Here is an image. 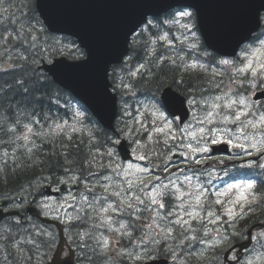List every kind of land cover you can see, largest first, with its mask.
Masks as SVG:
<instances>
[{
	"label": "snow or ice",
	"instance_id": "6c2138e0",
	"mask_svg": "<svg viewBox=\"0 0 264 264\" xmlns=\"http://www.w3.org/2000/svg\"><path fill=\"white\" fill-rule=\"evenodd\" d=\"M3 3L4 0H0V6ZM190 7L186 5L177 15L184 21L182 25L184 30L195 37L194 14L188 10ZM3 12L7 13L8 9L3 8ZM22 15L23 20H9V24L15 25L12 28L4 26L3 17L0 16V48L8 52L9 60L13 59L12 51H17L18 55L15 59L21 61L19 65H11L13 70L21 71L24 76L35 73L41 61L47 59L49 63H52L54 56L65 57L66 50L74 56L88 59L79 45L73 44L67 47L56 40L42 41L41 35H46V31L41 26V22L27 13ZM260 20L261 17L257 13L255 17L247 20L228 18L221 21V27L226 33L250 25L248 33L237 41V46L251 40L253 34L260 44V47L254 48L251 52L247 48L241 49L240 65L242 66L237 65L233 60L221 58L215 61L218 67L213 71L208 61L185 62L182 65L184 70L201 73L207 87L192 86L187 89L189 94L183 98L169 95L162 101L146 106L144 119H148L149 116L155 118L150 121V126L145 125L144 119H141L136 121L140 126L139 129L135 126L127 129L129 135L139 131L144 136L143 142L133 140V144L136 145L133 152L137 153L134 159L144 162V166L134 163L113 166L111 159L107 164L99 163L100 172H88V176L95 177L97 181L95 185L89 187L91 181L88 180V176H81L76 169L80 168L81 172L85 169L91 170L98 163L97 156L101 153L100 146L93 147L94 142L97 141L94 132L87 133V141L77 139L86 133L84 127H78L84 123L83 114L80 111H74L71 122L68 119H52L45 115L43 120L50 121L47 124H41V120L36 118L38 114H29V122L22 125L25 131L18 135L17 139L30 141V136L35 135L50 138L47 142L54 146L58 143L61 151L59 153L53 151L52 155L63 158L60 167L63 168L65 175L62 178L57 177V183L76 185L78 190L77 195L69 189L68 195L61 200L52 201L50 197L44 196L43 200L37 202L41 213L48 219L61 220L70 225L78 224L85 217L98 219L101 223L107 224L109 230L120 232L122 236L129 239H132L133 233L137 230L136 221H140L141 235L137 237L139 251L128 252L126 255L141 264H147L149 260L155 261L162 252L170 255L173 264H187L175 247L167 245L169 240H175L178 236L182 243L192 241L204 245V248L196 253L198 260L203 257L209 264L212 262L228 264L229 260L235 261L236 264H243L234 254L232 241L247 231L246 228L238 230L241 221H245L258 211L264 214V184L258 189L253 180L257 173L244 172L243 182L225 181L224 187L214 192L210 191V188L212 180L228 175V166L220 167L225 161H239L238 165H233L238 169L264 170V162H262L264 161V102H260L259 97L253 99L257 92L264 95V28L256 32V29L261 27ZM177 22L174 16L164 23L171 26ZM139 23L144 24L145 19L141 18ZM146 23L151 25L153 22L147 20ZM80 24L97 36L106 38L88 22ZM159 38L168 40L167 35ZM188 47L194 50L197 45L193 41ZM128 59L130 60L131 57ZM165 59L175 63L172 57H157L152 62L153 66L158 67L164 63ZM124 64L128 69L126 72L128 77H139L144 80L147 74L151 73V68L146 63H138L133 67L128 60H125ZM52 70L49 69V71ZM209 73H211L210 77ZM16 84L19 86L17 90L25 94H32L39 89L49 87L47 77L42 73L38 74L34 81L22 77L16 81ZM117 87L123 93L135 95V85L131 82L125 83L123 78L120 79ZM209 89H219V92L214 95L211 93L205 95L204 93ZM103 95L106 99H111L106 90ZM51 99L57 105L61 103L58 93ZM124 103L127 104V101ZM185 103L189 106L192 115V119L188 122L181 120L172 112L174 107L182 108ZM166 112L172 114L173 118L169 119ZM125 115H131V113L125 111ZM35 124H40L41 128L47 127L48 130L34 131ZM9 131L16 132L17 129L10 128ZM153 131L155 135L148 134ZM109 142L119 144L120 140L118 137L114 140L109 137L105 144ZM30 143L35 146L34 142L30 141ZM85 149H88L86 153ZM27 151L31 153L33 148L28 147ZM217 152L224 155H216ZM82 153L84 154L81 155ZM4 155L7 156L8 153L5 152ZM102 155L109 158L113 156L110 146ZM173 157L182 159L177 162L173 160ZM210 161L215 163H209ZM149 164L151 167L148 166ZM106 169H110V172L105 171ZM160 171L168 175L163 177L156 175ZM181 173L183 179L180 177ZM114 176H118L121 182H116ZM51 179V177L45 178L41 186L50 183ZM230 179L236 180V177H230ZM193 180L197 183L193 184ZM81 183L85 185L83 191H79ZM96 187L103 189L101 195L96 194ZM55 191L59 192L60 189L57 188ZM85 193H92V195ZM41 195L44 194L41 193ZM108 197L115 199L109 200ZM77 200L80 206L73 203ZM173 201L178 203L173 204ZM13 203L17 209L22 206V202L13 201ZM97 204L100 205L99 208ZM105 204L107 207L104 206ZM69 208L73 210L72 214L67 213ZM125 209L131 210L128 212L130 219L127 222L112 219L113 215L123 216ZM81 212L85 215L81 216ZM93 212L98 215L92 217ZM142 213H148V216L145 217ZM165 221L166 223H162ZM15 223L19 226L15 233L9 228L7 235L0 234V241H5L4 251L8 253L5 259L7 260L10 256V264H31L33 255L29 253L55 243L56 237L52 232L41 230L36 226L29 231L22 223L21 217H16ZM113 223L118 224L116 229H112ZM209 225L213 227L209 228ZM96 226L99 227V225ZM77 235L90 236L101 252H107L112 243L110 239L96 238L89 232L77 233ZM248 239H264V232L258 233L256 237L248 233ZM162 243L163 248H161ZM188 247L190 246L185 245V248ZM92 250L95 252L97 248L94 247ZM195 252L196 250L192 249L187 252V255L192 257ZM222 253L229 254L221 260ZM247 264H252V261L249 260Z\"/></svg>",
	"mask_w": 264,
	"mask_h": 264
},
{
	"label": "water",
	"instance_id": "95a60500",
	"mask_svg": "<svg viewBox=\"0 0 264 264\" xmlns=\"http://www.w3.org/2000/svg\"><path fill=\"white\" fill-rule=\"evenodd\" d=\"M186 5L196 12L205 44L221 55H233L240 46L237 41L250 27L245 25L226 33L221 21L228 18L247 20L264 12V0H38L36 9L47 27L72 33L88 57L78 63L58 60L46 70L55 82L72 92L110 129L116 114L115 98L108 94L111 97L108 100L103 95L105 90L108 93L110 65L119 63L127 53L129 37L142 25L141 18L146 21L148 16H158ZM81 22L93 25L106 38L97 36ZM169 95L175 94L165 90L162 99ZM172 112L182 115L186 113L185 106H176ZM118 148L122 157L127 158L124 143Z\"/></svg>",
	"mask_w": 264,
	"mask_h": 264
},
{
	"label": "trees",
	"instance_id": "16d2710c",
	"mask_svg": "<svg viewBox=\"0 0 264 264\" xmlns=\"http://www.w3.org/2000/svg\"><path fill=\"white\" fill-rule=\"evenodd\" d=\"M29 11L30 8L25 10L26 13ZM22 12L25 13L24 11H21V13ZM3 25L9 28L15 27V25L9 24L8 20L3 21ZM17 55L18 52L14 51L12 57L13 62L19 65L21 61L15 59ZM142 57L146 58L144 53ZM1 60H4V58H0V61ZM175 65L176 64L167 62L158 67L147 64V66L151 68V73L147 74V81L140 82V80H138L136 84L146 89V91L150 90L154 92L158 91L162 86L170 85L185 96L189 94L187 89L192 86H207L201 73H179L180 71ZM40 73L41 72L37 71V69L35 73H28L27 76H24L19 70L0 72V144H14L8 123H17V121L23 122L31 113L44 115L46 113H57L59 111L57 104L52 102L51 97H54L58 93L61 95L59 99L62 101L64 95L61 94V90L58 89L45 74L42 73L47 77L49 87L39 89L32 94H25L17 90L19 86L16 84V81L18 79L23 77L26 80L31 79L34 81ZM178 74L181 76L180 83L176 82ZM38 97L39 99H37ZM97 136L102 140L101 142L104 143L105 139L108 140L109 135L103 132ZM83 137L85 136L83 135L77 139ZM46 144L47 145H43V147L31 153L21 149L17 152V155H14L13 158L4 165V170L0 172V194L13 193L14 191L25 192L32 189L37 181H41L47 177L53 179L57 177V175L64 173L63 168L60 167V164L63 163V158L58 155H52L53 151L56 153L61 151L59 144L57 143L55 146L50 143ZM98 144L99 143H94L93 147ZM101 147L102 146H100V149ZM87 151L88 149H85V153ZM73 154H75V149H73ZM83 154L84 153L81 155ZM76 171L81 176H87L88 174V172H81L80 168H77ZM38 178L41 179L37 180ZM2 179H6L7 182H2Z\"/></svg>",
	"mask_w": 264,
	"mask_h": 264
},
{
	"label": "rangeland",
	"instance_id": "374dc122",
	"mask_svg": "<svg viewBox=\"0 0 264 264\" xmlns=\"http://www.w3.org/2000/svg\"><path fill=\"white\" fill-rule=\"evenodd\" d=\"M30 2H31L30 0H4L3 5L0 6V16L3 17V20L6 19V18H11V20H13V21H19L21 19V16H22L21 11H24L25 12V10H27V8H29ZM3 8H7L8 9V12L7 13L3 12ZM179 12L180 11L176 12L173 15V17L174 16L176 17V19H177L178 22L175 23V24H173V25H171V26H175V28L172 31V35L176 38V41L179 44H184V45L188 46L193 41H195V43H196V39H197L196 36L193 37L191 33L186 32L184 30V28L182 27L184 21L179 19L178 15H177ZM158 25H159V23L153 22L151 24V27H154L155 30H159V37L160 36H163V35H167V37H168V40L167 41L161 40L160 38L159 39L161 41H163L166 45H170L171 47H174V48L170 49V57L177 58L175 56V54H177L179 50L177 48H175L176 43L171 42L170 41L169 34L168 33H165L162 29H160V27H158ZM166 25H169V24L166 23ZM193 32H195L194 31V28H193ZM196 45H197V43H196ZM258 47H260V44H259L258 41H256L254 43H251L249 45H246L244 48H247L249 50V52H251L252 50H254V48H258ZM9 51H10V49H9ZM3 53H5V52H3ZM162 56H163V54L160 55L159 57H162ZM4 58H5L4 60H7L8 59L7 55H5ZM4 60L0 61V63H2ZM12 61H13V59H12ZM235 62H236L237 65H240V60L235 61ZM9 66H10V64L8 63V61H4L2 63V68H7ZM240 66H242V65H240ZM121 78H123L124 79V82H125V75L122 72L117 71L116 74H115V77H114V79L117 82V84H119V81H120ZM216 79H217V77H216ZM225 83H227V78H225ZM209 90L210 91H213L212 89H209ZM217 91H219V89H217ZM151 104H153V101L152 100L149 101V102L147 101L144 104H140L139 106H135L134 108H130V106L128 104H125V103L122 104L121 112L123 113V116L125 117L124 122L126 121V118H130L129 120H127V123L128 124H127V127H126V132L123 134V136H124L123 138H125L128 142H130L131 149L132 150H133L134 147H136V145L133 144V140H140L141 142H143L144 136L139 131L132 132L129 135L127 133V129H131V128H133V126H135L136 129H139L140 126H139L138 123H136V121H139L141 119H144V112L143 111H140L141 110V107L140 106H142L145 109L146 106H150ZM132 110H136V111L139 110V112L137 111V114L136 115H133L132 114ZM70 111H71V114H70V118L68 119L70 122H71V118H72V113L74 111H80L83 114V119H84V112L80 109V107L78 105L72 104L71 105V108H70ZM125 111L130 112L131 115H125ZM154 119L155 118L154 117H151V116H149L148 119H144L145 125H149L150 126V121H152ZM78 127H82V125H78ZM47 130L48 129L46 127L45 128V131H47ZM148 134L155 135L154 131L151 132V133H148ZM22 141L23 142H26V140H23V139H22ZM111 150L113 151V156L111 158H109L107 156H104L102 154L97 156V161H98L97 164H98V167H99V163L107 164L110 159H111V162H112V165L113 166H118V165H121V164L126 166L128 164V163L123 164L119 160V158H118V156H117L114 148H112ZM133 155L136 156L137 153L136 152H133ZM216 155H224V154L223 153H216ZM3 157H4V153H1L0 152V160L3 159ZM173 160L179 162L180 159H178L177 157H173ZM133 163L134 164H139L140 166L144 165V162L138 161V160H135ZM209 163H215V161H210ZM238 163H240V162H238ZM233 164L238 165L235 162ZM233 164L225 161L224 164L220 165V167L221 168H223L224 166L231 167ZM148 166L151 167V164H149ZM181 167H183V165H181ZM235 169L236 168L234 166H232L231 168H229V173L228 174L233 173V171H235ZM107 170L110 172V169H107ZM173 171H176V169H173ZM159 174L160 173L157 172L156 175H159ZM164 175L166 176L167 173H163V175H160V176H164ZM180 177H181V179H183V174L182 173L180 174ZM173 178H175V177H173ZM39 179H41V178H38L37 180H39ZM114 179H115L116 182H121L120 181V178L118 176H114ZM233 182H239V181H233ZM38 183H39V181H37L34 184V187H36ZM101 183H103V182H101ZM192 183L195 184V183H197V181L196 180H193ZM73 186H75L76 187L75 190H77V186L76 185H73ZM79 190H81V187L80 186H79ZM73 203L76 204L77 206H80L79 200L74 201ZM99 206L100 205L97 204V208H99ZM104 206L107 207V204L104 205ZM125 210H129V209H125ZM173 210H176V209H173ZM72 211L73 210L71 208L67 209V213L68 214H72ZM94 213L96 215H98V213H96V212H94ZM82 214H84V213L81 212L80 215L82 216ZM142 215L145 216V217H147L148 216V213H142ZM181 215H183V212H181ZM202 215H203V213H202ZM88 221H89V219L86 217V221L85 222L88 223ZM91 222L92 223L90 224L89 230L95 232V234L93 233L92 236L98 237L99 236V233L96 232L97 230H102V229L108 228L107 227V224L101 223V221L98 220V219H95V220L91 219ZM139 223H140V221H136L137 230L133 233L132 239H129L126 236H122L120 232L113 231L111 233V234H113V236H112V238H110V240L112 241V243H111V245H110V247H109V249H108L107 252H101L99 250V248L96 246L95 241H93V239L91 237L85 238L84 235H77V232H79V233H81V232H83V233L88 232V228H82L80 226L71 228V229H74L75 231H72V233L70 234V238L72 240V236L74 235L76 237V239H77L76 241H82V239H88L87 241L90 240L93 243L92 245H88V246H82V245H80V247H81V249L83 251H85L87 249L89 250V252H90L89 254L91 255V257L94 258L96 264H123V262L125 261V259L127 260L126 261L127 262L126 264H137V263H140L141 264V262H136V261L130 259L126 255V253H128V252H137V251H139V248L137 247V245L139 244V240L137 239V237H139L141 235V230L139 229ZM162 223H166V221L165 222H162ZM96 225H99V227H97ZM114 225L118 227V224L115 223ZM212 227H210V228H212ZM224 227H227V225H224ZM157 239H159V237H157ZM73 242H74V240H73ZM117 242H119V243H117ZM174 242H176V243H174ZM124 245H126L127 248H124ZM167 245L169 247H175L176 248V251L179 252L180 256H182V257L185 258V260L187 261V264H194V263L201 264V262H202V264H209V262L207 260H204L203 257H200L199 260H198L197 259V256H196V253H198L200 249H203L204 248V245L203 244L195 243V242H192V241H184L182 243L181 242V238L178 236L175 240H169L167 242ZM185 245H189L190 247L185 248ZM258 245H264V241H262L261 239H259L258 240ZM150 246H153V245H150ZM94 247L97 248V251H95V252L92 250ZM163 247H164V245L162 243L161 244V248H163ZM192 249H195L196 252L194 253V255L192 257H189L187 255V252L190 251V250H192ZM120 252H123L125 254L124 255H118L117 253H120ZM168 256H170V255H168ZM220 259L222 260V254L220 256ZM246 259L247 260H246V263L245 264H247V262L249 260L252 261V264H263L264 263V250L262 251L261 254H258L257 251L254 250V251L251 252V254ZM92 264H95V263H92ZM172 264H173V261H172ZM212 264H215V262H212Z\"/></svg>",
	"mask_w": 264,
	"mask_h": 264
},
{
	"label": "flooded vegetation",
	"instance_id": "af4514ba",
	"mask_svg": "<svg viewBox=\"0 0 264 264\" xmlns=\"http://www.w3.org/2000/svg\"><path fill=\"white\" fill-rule=\"evenodd\" d=\"M53 179H57V178H53ZM41 182V181H40ZM38 183L36 187H34L32 190H30V193H19V194H14L15 197L16 196H22V195H30L27 200H23L22 198H18L16 199V203H21L22 202V206L21 208L17 209L16 206H15V203H13V199L10 198V199H6V200H3V201H0L1 202H4V206H5V211H10L12 213H19L21 215V217H23L24 215L26 216V213L28 211V209L30 208L31 204H35L37 203L38 201H41L43 200L42 199V191L41 189L39 188V186L41 185V183ZM8 195H13V194H8ZM4 196V195H0V198ZM27 201H31L30 203H26ZM26 222H28V220H26ZM34 222V221H33ZM68 228H69V224H68ZM1 234V233H0ZM37 239H40L39 237H37ZM5 243V242H4ZM3 243V244H4Z\"/></svg>",
	"mask_w": 264,
	"mask_h": 264
},
{
	"label": "bare ground",
	"instance_id": "6f19581e",
	"mask_svg": "<svg viewBox=\"0 0 264 264\" xmlns=\"http://www.w3.org/2000/svg\"><path fill=\"white\" fill-rule=\"evenodd\" d=\"M23 13V12H22ZM3 21H6V20H3ZM5 53H0V58L2 59V58H4L5 57ZM5 59V58H4ZM2 61V60H1ZM4 148V149H7V150H12V149H14V148H16V145H15V143L14 144H12V145H8V144H0V148ZM63 175H65V173H62V174H60V175H57V177H62ZM87 176H88V174H87ZM57 177H55V178H57ZM93 176H88V180L89 179H91ZM45 179H43V180H41V181H44ZM40 182V181H39ZM80 187H81V184L79 185ZM74 187V189H76V187L75 186H73ZM33 189V188H32ZM32 189H30V190H32ZM30 190H27V191H25V192H14V194H19V193H25V194H27V192L28 193H30ZM8 194H13V193H1L0 195H8ZM85 214H82V216H84ZM86 221V217H85V219L83 220V221H81V222H79L78 224H75V225H70L69 224V228L71 229V228H73V227H77V226H80V227H82V228H88L87 227V222H85ZM81 231V230H80Z\"/></svg>",
	"mask_w": 264,
	"mask_h": 264
}]
</instances>
